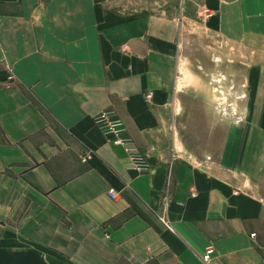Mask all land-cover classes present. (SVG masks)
I'll return each mask as SVG.
<instances>
[{
  "label": "crops",
  "instance_id": "obj_1",
  "mask_svg": "<svg viewBox=\"0 0 264 264\" xmlns=\"http://www.w3.org/2000/svg\"><path fill=\"white\" fill-rule=\"evenodd\" d=\"M142 2L0 0V264H264V0ZM238 49L241 123L206 101Z\"/></svg>",
  "mask_w": 264,
  "mask_h": 264
},
{
  "label": "rangeland",
  "instance_id": "obj_2",
  "mask_svg": "<svg viewBox=\"0 0 264 264\" xmlns=\"http://www.w3.org/2000/svg\"><path fill=\"white\" fill-rule=\"evenodd\" d=\"M148 1L155 3L163 10L168 7L174 14L180 9L179 0H143L142 3L145 4ZM210 47L212 50L213 47ZM244 54L238 49L231 58L212 62L218 66L216 70L209 73L210 87L206 101L209 99L214 104V111L218 116L231 119L236 123L243 122L251 114V111L245 108L243 103L246 99L243 86L246 84L242 76L246 68L251 67V62Z\"/></svg>",
  "mask_w": 264,
  "mask_h": 264
},
{
  "label": "built area",
  "instance_id": "obj_3",
  "mask_svg": "<svg viewBox=\"0 0 264 264\" xmlns=\"http://www.w3.org/2000/svg\"><path fill=\"white\" fill-rule=\"evenodd\" d=\"M202 14L205 18L210 16L207 9L202 10ZM95 124L102 134H112L114 136L113 142L123 148L127 154L128 159L131 162L132 168L138 172H145L148 169V162L146 156L140 151L135 142L126 135V129L122 120L113 112L107 111L101 115L95 117ZM91 156V153H87L82 161H86ZM109 196L114 199L116 198V193L114 189H109ZM167 214V204L164 206V216L161 220L163 223H168L166 219ZM212 249H207L206 253L202 257L204 264H207L212 255Z\"/></svg>",
  "mask_w": 264,
  "mask_h": 264
}]
</instances>
